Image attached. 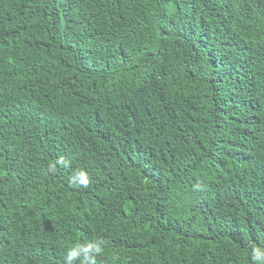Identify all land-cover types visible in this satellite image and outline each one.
<instances>
[{
  "label": "trees",
  "instance_id": "obj_1",
  "mask_svg": "<svg viewBox=\"0 0 264 264\" xmlns=\"http://www.w3.org/2000/svg\"><path fill=\"white\" fill-rule=\"evenodd\" d=\"M74 248L264 264V0H0V264Z\"/></svg>",
  "mask_w": 264,
  "mask_h": 264
},
{
  "label": "clouds",
  "instance_id": "obj_2",
  "mask_svg": "<svg viewBox=\"0 0 264 264\" xmlns=\"http://www.w3.org/2000/svg\"><path fill=\"white\" fill-rule=\"evenodd\" d=\"M79 176H80L81 183H86L87 182L86 176H85V174L83 172H81L79 174ZM91 247H94V246L93 245H89V248H91ZM76 255H77V249H75V248L68 252L67 259L69 261V264H71V261L75 258Z\"/></svg>",
  "mask_w": 264,
  "mask_h": 264
}]
</instances>
